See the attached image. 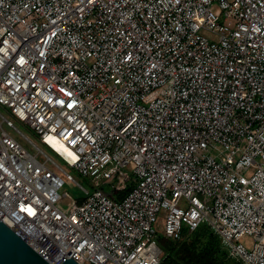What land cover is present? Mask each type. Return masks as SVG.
Instances as JSON below:
<instances>
[{
	"label": "built area",
	"instance_id": "obj_1",
	"mask_svg": "<svg viewBox=\"0 0 264 264\" xmlns=\"http://www.w3.org/2000/svg\"><path fill=\"white\" fill-rule=\"evenodd\" d=\"M0 104V220L50 264H162L159 221L264 264V0H0Z\"/></svg>",
	"mask_w": 264,
	"mask_h": 264
},
{
	"label": "trees",
	"instance_id": "obj_2",
	"mask_svg": "<svg viewBox=\"0 0 264 264\" xmlns=\"http://www.w3.org/2000/svg\"><path fill=\"white\" fill-rule=\"evenodd\" d=\"M129 188L127 186L114 197L120 198ZM186 233L190 235L189 242L186 239L175 242L170 239L165 243L166 238L160 240L159 245L164 253L162 264H236L233 258L239 261L227 253L219 236L210 227L201 224L193 231L184 230L183 234Z\"/></svg>",
	"mask_w": 264,
	"mask_h": 264
},
{
	"label": "rangeland",
	"instance_id": "obj_3",
	"mask_svg": "<svg viewBox=\"0 0 264 264\" xmlns=\"http://www.w3.org/2000/svg\"><path fill=\"white\" fill-rule=\"evenodd\" d=\"M0 113H2L5 116H10L9 112L7 111V109L4 106H2L1 104H0ZM14 124L20 131H22L23 133L27 134L28 136H30L31 138H33L34 140H36L38 142V139H37V136L35 135V133L31 129H29L26 125H24L23 123L17 121L16 119H14ZM40 145L45 149V151L49 155H51L54 159L59 161L74 176V178L83 187H85L86 189H89V190L94 188L93 177L81 175L80 173H78L77 170H75L74 168H72L69 165L65 164L63 162V160L59 156L56 155V153H54L51 150H49L48 148H46L43 144H40ZM124 170L127 171L130 174L131 178H132V173H131L130 169L125 168ZM113 181H114V179H107V180L106 179H100L99 180V184L100 185H104L105 191L111 193L113 196H116L117 193H112V184L114 183ZM127 184L130 186L131 185V181H127ZM60 192L61 193H63V192L66 193V196H64L62 198V200H61V206L63 208H65V209L68 208V202H72L75 199L76 200H81L86 195L85 192L80 187H78L72 181H69V180H65V183L61 187ZM161 224H162V221H159V223L154 225L155 226V230H156L155 239L158 242V244H160V240L165 238L164 233L161 230ZM202 225H205V226L209 227V225L206 222H203ZM188 233H186L185 235L182 233V235L179 238L171 239V240H173V242H175V241H182L183 239H186L189 242V241H191V238H190V235ZM219 238H220L221 242L224 245V241L222 240V238L220 236H219ZM165 241L168 242V241H170V239L166 238V240H164V243H165ZM172 245H173V243H172ZM224 246L226 248L225 250L228 253L229 249L226 247V245H224ZM232 260H234L236 262V264H241L239 261H237L234 258Z\"/></svg>",
	"mask_w": 264,
	"mask_h": 264
},
{
	"label": "water",
	"instance_id": "obj_4",
	"mask_svg": "<svg viewBox=\"0 0 264 264\" xmlns=\"http://www.w3.org/2000/svg\"><path fill=\"white\" fill-rule=\"evenodd\" d=\"M0 264H50L22 237L0 220ZM58 264H78L63 258Z\"/></svg>",
	"mask_w": 264,
	"mask_h": 264
},
{
	"label": "bare ground",
	"instance_id": "obj_5",
	"mask_svg": "<svg viewBox=\"0 0 264 264\" xmlns=\"http://www.w3.org/2000/svg\"><path fill=\"white\" fill-rule=\"evenodd\" d=\"M57 149H59L62 152V154H64L67 157H73L74 156L71 149L65 145H61V144H60V146L57 145Z\"/></svg>",
	"mask_w": 264,
	"mask_h": 264
}]
</instances>
